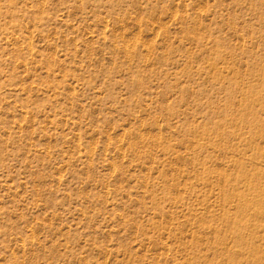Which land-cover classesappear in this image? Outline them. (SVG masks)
Masks as SVG:
<instances>
[{"label":"rangeland","instance_id":"374dc122","mask_svg":"<svg viewBox=\"0 0 264 264\" xmlns=\"http://www.w3.org/2000/svg\"><path fill=\"white\" fill-rule=\"evenodd\" d=\"M0 264H264V0H0Z\"/></svg>","mask_w":264,"mask_h":264}]
</instances>
